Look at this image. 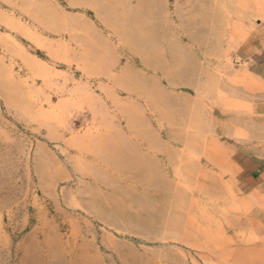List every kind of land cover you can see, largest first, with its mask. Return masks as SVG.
I'll use <instances>...</instances> for the list:
<instances>
[{
    "label": "rangeland",
    "instance_id": "374dc122",
    "mask_svg": "<svg viewBox=\"0 0 264 264\" xmlns=\"http://www.w3.org/2000/svg\"><path fill=\"white\" fill-rule=\"evenodd\" d=\"M264 0H0V264H264Z\"/></svg>",
    "mask_w": 264,
    "mask_h": 264
},
{
    "label": "crops",
    "instance_id": "0c3cea01",
    "mask_svg": "<svg viewBox=\"0 0 264 264\" xmlns=\"http://www.w3.org/2000/svg\"><path fill=\"white\" fill-rule=\"evenodd\" d=\"M252 74L255 76L258 83H261L264 87V47H262L261 51L255 57V61L253 62ZM262 99V111L264 114V91L261 95Z\"/></svg>",
    "mask_w": 264,
    "mask_h": 264
}]
</instances>
